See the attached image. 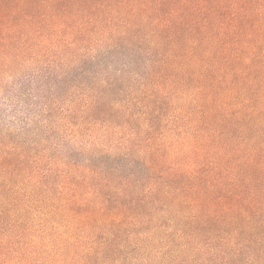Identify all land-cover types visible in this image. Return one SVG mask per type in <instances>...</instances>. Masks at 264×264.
Masks as SVG:
<instances>
[{
    "label": "rangeland",
    "instance_id": "obj_1",
    "mask_svg": "<svg viewBox=\"0 0 264 264\" xmlns=\"http://www.w3.org/2000/svg\"><path fill=\"white\" fill-rule=\"evenodd\" d=\"M229 7L255 48L236 30L209 41L213 80L184 35L170 43L152 21L93 36L105 59L79 89L57 87L60 108L35 92L55 122L37 135L12 108L23 71L0 75V264H264V0ZM196 194L210 196L203 215Z\"/></svg>",
    "mask_w": 264,
    "mask_h": 264
},
{
    "label": "trees",
    "instance_id": "obj_2",
    "mask_svg": "<svg viewBox=\"0 0 264 264\" xmlns=\"http://www.w3.org/2000/svg\"><path fill=\"white\" fill-rule=\"evenodd\" d=\"M233 2L234 0H0V75L11 71V76L15 71H23L22 76L20 73L17 75V90L12 97V108L21 116V130L27 135H37L38 131L35 130L40 122L47 124L44 132L55 124L50 116L54 109L51 104H45L42 111L36 109L35 100L38 99L35 92L54 95V107L60 108L58 105L62 104V100L58 99L60 95L57 87L65 81L72 86L80 84L82 77L89 70L95 69L92 62L100 65L105 59L103 55H90L94 49L90 46L91 37L110 34L108 40L111 41L113 33L120 36L134 33L138 36L142 23L149 21L155 24V34L161 38L166 34L164 39L170 43H179L180 36L184 35L192 52L188 55V61L197 64L202 60L206 64L202 66L206 81L213 80L214 77L210 74L218 73V68L207 63L209 55L206 56L205 53L210 48L207 43L218 36L222 38V44H229L227 40L231 35L234 39L240 34L242 37L244 29L248 27L249 16L240 18L237 15L238 9L235 8L234 13L226 16V12L232 8L229 5ZM237 23L241 24L240 29H236ZM234 30L236 32L229 35ZM254 37L255 27L252 26L247 36L243 35L247 39L244 44L255 48V45H251ZM78 42L80 46L75 51L74 47ZM239 45L236 41L235 46ZM59 47L63 51L57 57ZM243 47L244 45L241 46ZM236 49L235 57L241 59V83L245 85L246 80L242 74L250 69L244 63L248 58L245 57L244 50ZM41 54L44 59L43 67L21 70L24 64L37 62ZM46 57L51 58L46 60ZM64 57L66 59H62ZM226 66L230 68L235 65L229 63ZM243 85L241 92L245 89ZM76 88L79 89L80 86ZM195 198L203 215V211L209 210L210 196L196 194ZM243 203L241 192V207ZM205 222L203 219L200 223L204 225Z\"/></svg>",
    "mask_w": 264,
    "mask_h": 264
}]
</instances>
